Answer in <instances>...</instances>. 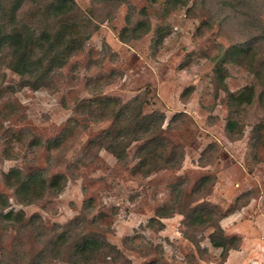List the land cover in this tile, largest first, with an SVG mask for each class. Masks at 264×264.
Instances as JSON below:
<instances>
[{
    "label": "rangeland",
    "instance_id": "rangeland-1",
    "mask_svg": "<svg viewBox=\"0 0 264 264\" xmlns=\"http://www.w3.org/2000/svg\"><path fill=\"white\" fill-rule=\"evenodd\" d=\"M75 2L89 25L78 22L81 47L63 65L31 77L0 65V264H75L86 237L120 251L96 264H264V43L226 53L254 39L264 0ZM240 92L251 101L231 113L234 138L228 93ZM135 96L165 119L120 161L99 140ZM169 146L180 165L146 172L152 149ZM200 207L228 212L220 224L240 241L225 261L212 227L190 224Z\"/></svg>",
    "mask_w": 264,
    "mask_h": 264
},
{
    "label": "trees",
    "instance_id": "trees-1",
    "mask_svg": "<svg viewBox=\"0 0 264 264\" xmlns=\"http://www.w3.org/2000/svg\"><path fill=\"white\" fill-rule=\"evenodd\" d=\"M109 1L114 0H97V2L102 3ZM179 1L177 0V2ZM77 11L75 0H0V65L5 63L9 69L23 77L35 76L40 69V65L44 62L47 63V61H50L49 64L63 65L67 58L81 47V41L78 39V22L80 19L83 20L82 16L84 14L80 18ZM141 14H144V11ZM80 22L84 28V24L89 23L88 20ZM253 23H256L258 27L254 39L245 46L233 47L226 53L243 51V47L251 52L254 51L258 43H264V25L260 17H253ZM136 26L138 28L143 27L141 33H146L150 29L149 23L145 21L138 22ZM74 35H76L75 38ZM89 35L90 32H85L83 38L87 39ZM121 36L120 39L124 40ZM217 72V76H219L221 71ZM222 81L223 79L219 82L222 83ZM237 101L248 103L251 98L243 92L238 93L236 96L228 93V107L230 110L225 128L227 132L234 134L232 135L235 136L234 138L241 134L240 132L237 133L239 130L236 122L231 118V113L237 107ZM143 107L144 101L140 96H135L132 100L121 103L119 109L114 112L111 127L103 131L99 140L101 146L120 161H125L127 147L131 142L141 140L145 134L152 135L154 134L152 132L160 133L162 130L165 119L164 114L154 112L146 115L143 113ZM122 115L125 117L122 118ZM177 116H179V113L175 114L171 120H174ZM152 141H156V145L162 144L157 137L150 139V142ZM147 142L149 141L145 143L147 144ZM164 148L158 154L156 148L152 149L150 154L154 163L146 172L162 166L172 168L180 165L182 153L172 146ZM35 176L34 174L31 177L29 176L22 188L26 186L27 189ZM58 177V175L54 176L47 187L54 188L58 186ZM41 182H44L43 178ZM37 186L35 184L30 187V190ZM20 200L29 203L33 199L27 197ZM227 213H219L217 210L207 208L204 214L203 207H200L195 208L192 217H190L192 219L190 224L192 225H209L212 227V231L207 238L212 247L220 248L222 261H225L230 249H238L240 241L237 237L227 236L224 233L220 220L227 216ZM215 214L217 217H215ZM11 216L10 211L3 215L5 219H9ZM64 236V233L58 235L60 241L64 240ZM188 239L195 244L198 250L203 251V248L200 247V239ZM74 250L75 264H96L98 255L113 253L118 257L120 253L119 249L106 240L91 237L83 238L77 242Z\"/></svg>",
    "mask_w": 264,
    "mask_h": 264
}]
</instances>
